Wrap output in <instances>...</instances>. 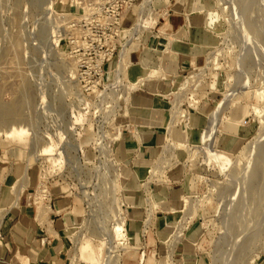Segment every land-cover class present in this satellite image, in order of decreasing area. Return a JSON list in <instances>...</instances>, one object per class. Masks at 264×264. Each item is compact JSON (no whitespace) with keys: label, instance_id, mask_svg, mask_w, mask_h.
<instances>
[{"label":"rangeland","instance_id":"rangeland-1","mask_svg":"<svg viewBox=\"0 0 264 264\" xmlns=\"http://www.w3.org/2000/svg\"><path fill=\"white\" fill-rule=\"evenodd\" d=\"M140 1L0 0V175L13 177L0 195V226L3 194L11 191L15 203L20 193L29 196L42 221L50 194L61 189L77 209L64 230L71 264L85 260L84 248L93 264H105L110 244L114 264L143 251L142 264L144 250V264H184L186 255L195 264H264V0H212L210 14L222 27L207 28L201 64L169 85L162 142L146 177L134 178L131 198L135 172L118 143L123 133L140 134L133 94L164 75L163 55L138 61V49L174 0ZM155 35L159 50L173 42L164 30ZM187 105H201L202 115L181 131ZM233 182L235 200L228 199ZM151 184L172 191L178 211L170 229L193 209L180 236L160 241L156 252L142 247L139 234L129 241L123 210L136 198L150 223L158 209ZM118 223L123 239H114Z\"/></svg>","mask_w":264,"mask_h":264},{"label":"crops","instance_id":"crops-1","mask_svg":"<svg viewBox=\"0 0 264 264\" xmlns=\"http://www.w3.org/2000/svg\"><path fill=\"white\" fill-rule=\"evenodd\" d=\"M212 6V0H174L166 16L161 17L156 28L146 34L141 42L138 49V61L142 56L159 61L158 59L163 55L161 68L164 75L139 88L132 96V107L135 112H138L136 116L141 123L137 126L140 134L132 138L123 133L118 143V149L126 153L128 157L130 156L128 162L135 172V175L131 177L132 180L134 178L142 180L143 176L146 177L147 163L154 158L162 142V124L170 113V108L167 109L168 101L164 96L168 92L169 85L177 81L180 74L201 64L202 49L207 43H211L212 37V33L207 28L216 31L222 27V21L210 14ZM160 30H164L173 40L169 48L163 51L156 48L155 34ZM164 51L165 55L162 54ZM199 108L201 110V105ZM183 109L190 118L182 125L181 131L192 130L202 113L189 105ZM169 119L171 121L170 117ZM148 120L152 123L151 127L146 124ZM12 178L9 173L0 175V195L4 190L12 187L13 182H10ZM136 179L132 184L134 189H129L131 198L134 196L132 193L137 190ZM62 192L61 189L58 191L53 189L42 221L34 201L29 196L20 193L15 203V197L11 191L10 194H3L0 264H71V241L64 230L73 222L74 211L76 212L77 209L73 200ZM149 192L158 208L148 226L151 235L147 234L143 237V230H140V227L146 215L145 207L134 197L126 205L128 219L125 229L130 238L129 241L139 234L142 247L145 245L148 251L156 252L157 243L165 242L167 239H161V231L165 227H170L171 222H175V213L178 210H172L177 205L170 188L151 184ZM145 203L148 201L145 200ZM151 213L152 209L149 210V214ZM144 252L142 264L148 254L145 250ZM137 254L128 261V264H141V251ZM77 260H80L78 264H88L79 257ZM184 264H195V260L186 255Z\"/></svg>","mask_w":264,"mask_h":264},{"label":"bare ground","instance_id":"bare-ground-1","mask_svg":"<svg viewBox=\"0 0 264 264\" xmlns=\"http://www.w3.org/2000/svg\"><path fill=\"white\" fill-rule=\"evenodd\" d=\"M71 1V0H70ZM75 1V0H74ZM77 2V1H76ZM37 3V2H36ZM234 5L233 4H231V5H228L227 6V12L229 13V14H234L235 12H233L234 11ZM236 9V8H235ZM255 16V15H254ZM252 21H254V20H252ZM252 21L251 22H249L250 23V26L252 27V25H254V23L255 22H253L252 23ZM252 24V25H251ZM47 25H49V23L47 24ZM48 27V26H47ZM46 28V27H45ZM46 30V29H45ZM44 31V30H43ZM48 34V33H47ZM14 37V36H13ZM16 39V38H15ZM19 39V38H18ZM17 39V40H18ZM21 39V38H20ZM22 42H23V40H22ZM14 43V42H13ZM19 42H17V43H15V44H18ZM13 45V44H12ZM20 45V44H19ZM163 46H164V43H163ZM17 47H19V46H17ZM264 58V57H263ZM146 64V62L144 63V65ZM72 70V69H71ZM71 72V71H70ZM152 73H156V71H152ZM71 75V74H70ZM71 76H73V75H71ZM260 92V90H257L256 91V93H259ZM260 94H261V92H260ZM176 101H178V100H176ZM17 102V101H16ZM177 103V102H176ZM20 106V105H19ZM223 106L224 107H226V106H228V101H226L224 104H223ZM14 108V107H13ZM16 108V107H15ZM19 108V107H18ZM4 109H7V107L5 108L4 107ZM9 109V108H8ZM7 109V110H8ZM10 110V109H9ZM18 110V109H17ZM172 112H176V110H175V106H174V109H173V111ZM16 113V112H15ZM8 114V112L7 111H3V114H2V117H3V119L5 118V124H7L8 125V123H10V120L9 119H7V117H6V115ZM10 114V113H9ZM123 114L125 115V111L123 112ZM215 115V117H216V115L217 114H220V112H216V113H214ZM173 118H174V116L172 117V120H173ZM10 125V124H9ZM121 135V134H120ZM247 166L246 167H244V173L245 172H247ZM243 173V172H242ZM241 173V174H242ZM240 176L241 175H239V178H240ZM244 176H247L248 177V174H245ZM243 176V177H244ZM231 178H234L233 177V175H231L230 176ZM242 178V177H241ZM240 178V179H241ZM235 179V178H234ZM240 179H239V181H240ZM245 179H247L246 177H245ZM238 180V178H236V181ZM245 181V180H244ZM239 183V182H238ZM238 183H236V184H238ZM233 184H234V182L231 184L232 185V187H234L235 188V186H233ZM244 184V183H243ZM245 184H246V181H245ZM238 186V185H237ZM236 186V187H237ZM245 186V185H244ZM247 187V186H246ZM231 188V186L229 187V189ZM239 188V187H238ZM232 189V188H231ZM230 189V190H231ZM241 189H242V187H241ZM240 188H239V190H241ZM243 189H244V187H243ZM248 189V188H247ZM246 190V189H245ZM227 191H229V190H227ZM240 192V191H239ZM238 192V193H239ZM237 193V190H236V188H235V190L229 195L230 196V198H228V199H231V200H233L234 199V195ZM237 193V194H238ZM227 194H229V192H227ZM243 194H245V192L243 193ZM247 194V193H246ZM239 195V194H238ZM240 195H242V192H241V194ZM228 197V196H227ZM242 197V196H241ZM245 197V196H244ZM246 197H247V195H246ZM245 197V198H246ZM237 198V197H236ZM239 199V198H238ZM147 200V199H146ZM235 200V199H234ZM240 200H242V198L240 199ZM236 201H237V199H236ZM199 202V201H198ZM234 202V201H233ZM148 203L150 204L151 203V201L149 200L148 201ZM203 203V202H202ZM199 204V203H198ZM236 204V203H235ZM192 208H188V210L185 212V214H184V216L183 217H181V219L179 220V222H177V224L178 225H176V228L174 229V230H172V229H170V227H163L164 229L161 231V239L163 238V239H166V238H168V237H170V236H174V237H179L180 236V234L182 233V231H183V229H185L186 227H187V222H188V219L191 217V215H192ZM190 222V221H189ZM189 224V223H188ZM120 226V224L118 223L117 224V226L114 228V230H113V235L115 236H113V235H111V236H113L114 237V239H116V238H118V239H123V232H121V227H119ZM174 231V232H173ZM247 233V232H246ZM196 234V231H193V235H195ZM125 235V234H124ZM111 239L113 240V238L111 237ZM118 241V240H117ZM107 242H108V240H107ZM116 242V241H115ZM110 243H111V240H110ZM119 243V242H118ZM113 244V243H112ZM110 246L111 247H107L106 248V252H105V264H114L113 262H114V260L112 261V259H114V249L112 248V245L110 244ZM113 247H115V246H113ZM117 254V253H116ZM81 256L85 259V260H87L90 264H93L94 263V258H92L93 257V252L91 251L90 252V250L88 249V248H84V249H82L81 250ZM171 264H172V262H171Z\"/></svg>","mask_w":264,"mask_h":264},{"label":"built area","instance_id":"built-area-1","mask_svg":"<svg viewBox=\"0 0 264 264\" xmlns=\"http://www.w3.org/2000/svg\"><path fill=\"white\" fill-rule=\"evenodd\" d=\"M134 1H136V0H125V1L123 0V3L126 4V3H131V2H134ZM153 1H154V0H141V1H140V2H141L140 4H141V5H142V4H144V5H149L150 3H153ZM152 29H153V28H152ZM106 73H107V72H106ZM123 210L126 212V207H124ZM121 215H123V214L121 213ZM122 217H123V216H122ZM124 218H125V217H123V219H124ZM145 221H146V224H144L143 229H142L143 231L145 230L143 233H146V231H147V229H148V226H149V223H147L148 221H147V218H146V217L144 218V222H145ZM125 222H126V220L124 219V223H125ZM127 243H128V240H127ZM142 252H143V251H141V254H142Z\"/></svg>","mask_w":264,"mask_h":264}]
</instances>
